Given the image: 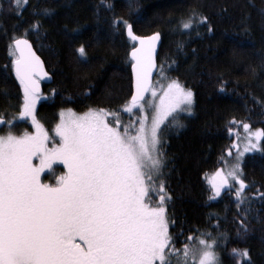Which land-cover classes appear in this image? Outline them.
Wrapping results in <instances>:
<instances>
[{"label": "snow or ice", "instance_id": "obj_1", "mask_svg": "<svg viewBox=\"0 0 264 264\" xmlns=\"http://www.w3.org/2000/svg\"><path fill=\"white\" fill-rule=\"evenodd\" d=\"M103 2L112 8L109 0ZM26 4L27 0H9V11L22 10ZM128 6L131 11L132 0ZM40 11L48 15L52 10ZM197 15L192 12L179 22V28L190 31ZM205 21L207 17L200 16L199 22ZM121 22L134 42L129 53L131 95L121 106L129 114L128 121L121 118L120 109L89 107L83 114L67 109V115L61 110L54 136L35 115L41 99L36 79L42 70L40 58L28 39L13 37L9 45L12 71L23 90L18 116L30 117L35 131L16 134L13 127L17 117L4 119L0 114V127L7 126L6 133L0 134V264H223L218 249L229 236L219 231L218 224L215 233L189 229L184 237L183 229L176 234L170 231L175 221L168 213L172 196L165 172L169 163L164 149L165 128L170 124L183 127L177 114L192 113L194 93L178 79L166 77L174 60L167 68L161 63L160 76L168 83L157 88L159 81L154 83L152 76L157 68L160 33L140 37L127 20L117 18L113 24L119 28ZM242 24V30L248 32L247 24ZM39 26L37 21L31 27L38 31ZM212 30L209 25L208 31ZM77 52L80 57L86 55L83 45ZM258 67L264 71V56ZM256 71L252 69L253 76ZM243 128L249 133L247 146L241 151L234 142V160L225 159V167L217 168L209 180L210 200L221 197L224 191L234 198L232 203L240 216L238 237L248 232L245 220L251 211V198L246 195L249 185L243 178L245 153L264 151L252 142L253 136L257 140L264 137V130L252 133L248 123ZM34 158L39 163H34ZM57 162L64 168L59 175L54 170ZM46 170L54 176V183L42 181L41 173ZM154 195L158 199L154 200ZM257 196L264 200V193L258 191ZM213 215L210 213L209 218ZM177 236L184 237L181 247H176ZM231 252L249 256L247 249L233 248Z\"/></svg>", "mask_w": 264, "mask_h": 264}, {"label": "trees", "instance_id": "obj_2", "mask_svg": "<svg viewBox=\"0 0 264 264\" xmlns=\"http://www.w3.org/2000/svg\"><path fill=\"white\" fill-rule=\"evenodd\" d=\"M109 2L111 9L103 0H27L22 10L9 11V0H0V114L11 119L23 103V90L9 55L14 36L30 40L52 76L50 83H42L35 110L51 131L66 108L77 112L89 107L120 109L121 117H128L121 106L131 95L129 53L134 42L127 37L123 23L116 28L113 21L127 20L137 35L159 32L154 78L160 76L161 63L167 68L174 60L166 77L178 79L194 93L192 113L177 114L183 127L170 124L165 128L169 161L165 172L172 196L168 213L175 221L170 231L176 234L183 229L184 237L189 229L215 233L218 224L219 231L229 236L218 249L223 264H264V200L257 196L258 191L264 193V151L246 152L242 164L249 185L246 195L251 198L245 235L237 236L240 216L231 194L224 191L216 200L209 199L213 173L225 167V159L234 160L233 143L241 151L247 146L249 133L243 124L248 123L252 133L264 130V71L258 67L264 56V0H132L131 11L129 0ZM44 8L52 11L44 15L40 11ZM192 12L198 14L192 29L181 30L179 22ZM200 16L207 21L200 23ZM37 21L38 31L31 27ZM242 22L248 32L242 30ZM81 45L85 57L77 52ZM31 128L27 118L14 122L17 132ZM252 142L264 148V137L257 140L253 136ZM153 199L158 198L154 195ZM210 213L214 214L211 219ZM184 237L177 236L176 247L182 246ZM233 248L247 249L249 256L232 254Z\"/></svg>", "mask_w": 264, "mask_h": 264}, {"label": "rangeland", "instance_id": "obj_3", "mask_svg": "<svg viewBox=\"0 0 264 264\" xmlns=\"http://www.w3.org/2000/svg\"><path fill=\"white\" fill-rule=\"evenodd\" d=\"M157 81H159V83L157 84V88H159L161 85H163L164 87H166L167 86V83H168V80H164L161 76H156L155 78H154V83H156ZM147 96H149V98H151V95H150V93H148L147 94ZM156 101L158 102V100H159V96H157L156 98ZM37 103H38V101H37ZM68 108H66V109H63V110H65V115H67V112H66V110H67ZM74 113H76V114H83L84 112H86V111H83V112H77V111H74V110H72ZM61 113V112H60ZM183 113H186V112H183ZM35 115H36V113H35ZM137 115H139V113L137 112ZM149 116H151V112H149ZM17 117V120L16 121H14V122H18V121H21V120H24V118H19V116L17 115L16 116ZM36 118H37V120L42 124V122L38 119V117L36 116ZM60 115H59V119H58V121L56 122V124L60 121ZM122 118V117H121ZM27 119H29V122L31 123V126H32V128L30 129V130H27V131H29V132H34L35 131V128L33 127V125H32V120H31V118L30 117H28ZM125 122H127L128 121V119H129V116L128 117H126V118H122ZM55 124V125H56ZM55 125H54V127L52 128V130L51 131H49L45 126V129L49 132V135H52V136H54L55 135V132H54V128H55ZM6 131L7 130H0V134H5L6 133ZM13 131L16 133V134H21V133H23L24 131H21V132H17V131H15L14 129H13ZM59 138L57 137V140H58ZM49 146L51 147V144H49ZM34 163H39V161L38 160H35V158H34ZM54 166H58L57 168H54V170H55V174L56 175H59L61 172H63L64 171V168H63V165L61 164V163H59V162H57ZM61 167V168H60ZM41 177H42V181L44 182V183H54L55 182V178H54V176H51L50 174H49V172L46 170L45 172H43V173H41ZM158 198V197H157ZM77 242L79 243L80 241L77 239Z\"/></svg>", "mask_w": 264, "mask_h": 264}, {"label": "water", "instance_id": "obj_4", "mask_svg": "<svg viewBox=\"0 0 264 264\" xmlns=\"http://www.w3.org/2000/svg\"><path fill=\"white\" fill-rule=\"evenodd\" d=\"M153 33H155V32H153ZM153 33H150V34H148V35H137V34H135V33H134V34L137 35V36H140V37H148V36H151ZM126 35H127V31H126ZM127 37H128V35H127ZM128 38H129V37H128ZM26 39H27V38H26ZM28 40H29V39H28ZM29 42H30V40H29ZM135 43H136L137 46H138V42H135ZM30 44L32 45L31 42H30ZM160 45H161V35H160V39H159V41L156 42V63H157V54H158V51H159ZM13 47H14V46H13ZM32 50H33V51L35 52V54L40 58V62H41V64H42V70H38L37 75H36V79L39 81V91H40V94H41L42 91H43L42 86H41V82H44V83H50V82L52 81V76H51V74L46 70V67H45V65H44V62H43L42 58L38 55V53L35 51V49L33 48V46H32ZM130 52H131V50H130ZM129 56H130V55H129ZM130 59H131V57H130ZM156 71H157V68L153 70L152 80H153V78H154V75H155ZM44 73H47V76H45ZM131 75H132V68H131ZM146 95H147V94H146ZM1 128H2V127H0V129H1Z\"/></svg>", "mask_w": 264, "mask_h": 264}, {"label": "flooded vegetation", "instance_id": "obj_5", "mask_svg": "<svg viewBox=\"0 0 264 264\" xmlns=\"http://www.w3.org/2000/svg\"><path fill=\"white\" fill-rule=\"evenodd\" d=\"M56 167H58V166H54V168H56ZM61 168V167H60Z\"/></svg>", "mask_w": 264, "mask_h": 264}]
</instances>
